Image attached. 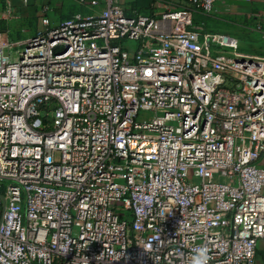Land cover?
<instances>
[{
	"label": "built area",
	"instance_id": "obj_1",
	"mask_svg": "<svg viewBox=\"0 0 264 264\" xmlns=\"http://www.w3.org/2000/svg\"><path fill=\"white\" fill-rule=\"evenodd\" d=\"M78 1L0 43V264H193L202 247L255 264L264 55L193 23L216 0ZM239 15L264 38V9Z\"/></svg>",
	"mask_w": 264,
	"mask_h": 264
},
{
	"label": "crops",
	"instance_id": "obj_2",
	"mask_svg": "<svg viewBox=\"0 0 264 264\" xmlns=\"http://www.w3.org/2000/svg\"><path fill=\"white\" fill-rule=\"evenodd\" d=\"M4 2H7L8 11L12 13L13 18L23 20L24 25H27L29 29L36 28L37 31L47 27L44 20H47L48 25L51 26L74 14H87L90 11L78 0H4ZM119 2L127 14H135L144 9L157 14L164 11L166 7H178V0H119ZM223 2L237 8L256 5L254 7L257 9L253 11L264 9V3L260 2L249 3L246 0H223ZM254 34L259 37V41L255 43L257 54L262 55L264 54V38L259 31H255ZM260 245L264 246V242Z\"/></svg>",
	"mask_w": 264,
	"mask_h": 264
},
{
	"label": "rangeland",
	"instance_id": "obj_3",
	"mask_svg": "<svg viewBox=\"0 0 264 264\" xmlns=\"http://www.w3.org/2000/svg\"><path fill=\"white\" fill-rule=\"evenodd\" d=\"M215 6L216 10L213 15L204 20L205 30L234 36L238 35L242 41L247 42L245 48H243L244 51L249 54L259 55L257 54V46L255 45L259 41V37L252 30H249V27L256 28V25L249 15H245L244 22H242L239 15L241 13L250 14L254 9H257L254 7L256 5L240 6L237 8L224 3L223 0H216ZM36 31V28L29 29L27 25H24L23 20L13 18L12 13L8 11L7 2L0 0V43L24 39ZM15 49L17 47H14ZM3 52L4 54L8 52L6 46ZM228 84L226 85L228 86ZM263 240L260 239L258 241L255 264H264V246L260 245L261 242H264Z\"/></svg>",
	"mask_w": 264,
	"mask_h": 264
},
{
	"label": "clouds",
	"instance_id": "obj_4",
	"mask_svg": "<svg viewBox=\"0 0 264 264\" xmlns=\"http://www.w3.org/2000/svg\"><path fill=\"white\" fill-rule=\"evenodd\" d=\"M209 254L207 248H200L193 258V264H208Z\"/></svg>",
	"mask_w": 264,
	"mask_h": 264
},
{
	"label": "trees",
	"instance_id": "obj_5",
	"mask_svg": "<svg viewBox=\"0 0 264 264\" xmlns=\"http://www.w3.org/2000/svg\"><path fill=\"white\" fill-rule=\"evenodd\" d=\"M144 10H147V9H144ZM213 15V14H212ZM212 15H206V14H203V13H195L194 15H193V23L195 24V25H197V24H200V23H202V25H203V27H204V30H205V23H204V20L206 19V18H208V17H211ZM69 17H71V16H69ZM68 18V17H67ZM200 19V20H199ZM234 36V35H233ZM236 37H238V38H240V36H238V35H236Z\"/></svg>",
	"mask_w": 264,
	"mask_h": 264
},
{
	"label": "water",
	"instance_id": "obj_6",
	"mask_svg": "<svg viewBox=\"0 0 264 264\" xmlns=\"http://www.w3.org/2000/svg\"><path fill=\"white\" fill-rule=\"evenodd\" d=\"M219 81H222V80H220V78L218 79Z\"/></svg>",
	"mask_w": 264,
	"mask_h": 264
}]
</instances>
